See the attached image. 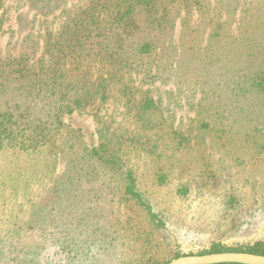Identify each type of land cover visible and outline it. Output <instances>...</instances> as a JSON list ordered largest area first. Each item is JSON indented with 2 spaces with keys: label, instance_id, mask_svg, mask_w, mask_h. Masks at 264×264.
I'll return each mask as SVG.
<instances>
[{
  "label": "rangeland",
  "instance_id": "rangeland-1",
  "mask_svg": "<svg viewBox=\"0 0 264 264\" xmlns=\"http://www.w3.org/2000/svg\"><path fill=\"white\" fill-rule=\"evenodd\" d=\"M9 3L0 16V113L11 103L13 58L29 52L17 20L26 7ZM158 8L166 23L148 32L153 54L106 101L62 116L56 152L0 148V264H166L213 243L264 239V90L254 84L264 71V0ZM26 18L36 33L39 24L57 29L64 15ZM89 64L91 78L105 75ZM144 98L156 107L142 121ZM101 144L118 166L90 156ZM125 170L156 218L125 193Z\"/></svg>",
  "mask_w": 264,
  "mask_h": 264
},
{
  "label": "trees",
  "instance_id": "trees-1",
  "mask_svg": "<svg viewBox=\"0 0 264 264\" xmlns=\"http://www.w3.org/2000/svg\"><path fill=\"white\" fill-rule=\"evenodd\" d=\"M15 1L19 3L15 9L26 7V13L20 12L17 20L21 21L19 34L25 32L20 44L29 52L13 58L7 72L12 98L7 109L0 113V148L34 151L46 146L56 152L57 147L51 143H55L58 129L64 127L62 116L101 104L109 98L110 89L123 86V76L134 69V63L154 52L148 32L154 26L163 27L166 20L158 15L160 0H88L75 10L64 8L71 0ZM9 6V0H0V16ZM59 9L64 19L57 29L39 24V31H31L34 21L26 15L36 13L48 17ZM37 53V59L32 61L31 56ZM91 61L102 65L104 68L100 70L106 69L105 75L91 78L87 71ZM254 84L264 90V71L256 76ZM119 90L128 96L129 87ZM139 105L135 114L142 121L156 107L151 98L142 99ZM107 152L101 144L99 149L88 153L110 168L118 166L117 157L106 155ZM122 174L125 193L156 218L143 200L132 171L125 170ZM178 192L184 193V190ZM223 252L264 255V239L235 246L213 243L196 255Z\"/></svg>",
  "mask_w": 264,
  "mask_h": 264
},
{
  "label": "water",
  "instance_id": "water-1",
  "mask_svg": "<svg viewBox=\"0 0 264 264\" xmlns=\"http://www.w3.org/2000/svg\"><path fill=\"white\" fill-rule=\"evenodd\" d=\"M264 264V255L239 252H223L204 255H185L166 264Z\"/></svg>",
  "mask_w": 264,
  "mask_h": 264
}]
</instances>
